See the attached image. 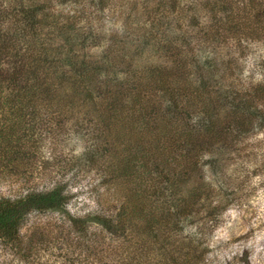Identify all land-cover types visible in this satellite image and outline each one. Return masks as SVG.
Instances as JSON below:
<instances>
[{
    "label": "trees",
    "instance_id": "16d2710c",
    "mask_svg": "<svg viewBox=\"0 0 264 264\" xmlns=\"http://www.w3.org/2000/svg\"><path fill=\"white\" fill-rule=\"evenodd\" d=\"M151 10L134 38L107 36L90 23L98 17L91 12H80L77 26L44 1L0 0V134L13 149L6 154H16L11 168L25 171L47 133L55 140L68 130L92 134L97 141L85 136L83 160L126 194L116 209L86 216L70 213L72 193L61 179L0 196V243L22 259L37 253L33 242L22 247L27 216L56 212L78 248L92 243L93 227L114 242H132L126 250L120 244L125 252L113 259L79 249L85 262L141 264L143 223L155 235L175 232L181 218L211 201L203 180L193 183L199 156L234 145L253 122L264 126V80L235 85L241 65L228 46L264 41V0H158ZM84 126L91 130L79 131ZM170 236L161 242L172 256L164 244H173Z\"/></svg>",
    "mask_w": 264,
    "mask_h": 264
},
{
    "label": "rangeland",
    "instance_id": "374dc122",
    "mask_svg": "<svg viewBox=\"0 0 264 264\" xmlns=\"http://www.w3.org/2000/svg\"><path fill=\"white\" fill-rule=\"evenodd\" d=\"M44 1L51 14L61 12L64 17L83 24L81 14L91 12L90 23L109 36L118 33L137 38L141 34L142 21L148 25L146 14L156 7L158 0H36ZM182 4V2H181ZM187 5V2H185ZM159 7L158 12H164ZM152 11V10H151ZM163 26L164 22L162 23ZM238 39V38H237ZM228 41V40H227ZM240 43L229 41V50L238 56L241 66L234 79L238 87L250 82L264 80V41L239 39ZM200 47V46H198ZM99 53L100 50L93 49ZM199 60H208V54L198 52ZM206 56V57H205ZM244 131L233 143L226 147H212L198 158L199 172L194 182L200 179L211 192L210 202L203 203L190 217L181 218L175 232L156 233L143 223L141 227V264H264V126L258 122ZM84 126L81 132L89 131ZM43 136V135H42ZM88 142L95 140L92 134L85 135ZM69 130L55 140L50 133L41 137L39 149L34 159L23 163L25 171L11 168L14 164L11 154H6L9 145L0 134V196H16L28 188L41 189L61 179L66 181L72 197L67 204L70 213L86 216L97 210H114L126 198L119 184L103 182L101 172L83 160L84 147L89 145ZM235 139V138H234ZM97 141V140H95ZM237 141V142H236ZM8 148V151H4ZM21 151V150H20ZM11 159L10 164L7 163ZM30 164V165H29ZM43 168V172L31 170ZM200 177V178H198ZM145 218V217H144ZM141 219V220H144ZM56 212H32L21 228L23 249L32 242L37 253L22 259L16 249L4 247L0 243V264H90L85 262V249L105 253L116 258L119 250L125 252L132 242L124 244L110 240L98 227H93L92 243L78 248L76 241L66 233V224ZM147 227V228H146ZM155 230V229H154ZM159 232L160 230H155ZM171 235L173 244L165 243L166 254L161 240ZM122 241V240H121ZM119 242V243H118ZM123 242V241H122ZM109 243V246L104 245ZM122 244L125 247H119ZM106 248V249H105ZM196 259L191 257L196 255ZM20 256V257H19ZM25 256V255H23ZM196 260V261H195ZM196 262V263H194Z\"/></svg>",
    "mask_w": 264,
    "mask_h": 264
}]
</instances>
